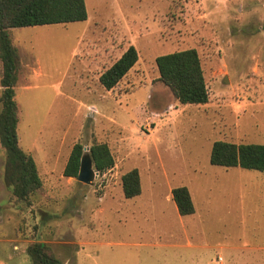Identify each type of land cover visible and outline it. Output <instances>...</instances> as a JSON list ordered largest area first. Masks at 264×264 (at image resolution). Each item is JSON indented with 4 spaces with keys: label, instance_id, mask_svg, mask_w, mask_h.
<instances>
[{
    "label": "rangeland",
    "instance_id": "1",
    "mask_svg": "<svg viewBox=\"0 0 264 264\" xmlns=\"http://www.w3.org/2000/svg\"><path fill=\"white\" fill-rule=\"evenodd\" d=\"M85 5V20L10 30L21 59L19 145L42 186L30 204L13 197L0 145V204H9L0 207V264H32L35 241L63 264H264V172L209 161L216 140L264 143V0ZM130 44L137 62L105 90L98 74ZM191 47L205 104L179 103L158 80L155 57ZM94 142L108 144L114 166L91 184L64 176L72 146L87 152ZM132 168L142 193L127 199L121 175ZM179 185L195 213L178 215L165 200Z\"/></svg>",
    "mask_w": 264,
    "mask_h": 264
},
{
    "label": "trees",
    "instance_id": "2",
    "mask_svg": "<svg viewBox=\"0 0 264 264\" xmlns=\"http://www.w3.org/2000/svg\"><path fill=\"white\" fill-rule=\"evenodd\" d=\"M87 19L85 0H0V61L2 87L0 102V145L4 149L2 179L13 197L30 204V198L42 186L33 156L19 145L17 132L18 107L15 86L21 69L17 46L11 37V28L43 24L68 23ZM138 60V51L130 44L121 55L98 76L105 90L113 89ZM155 65L158 80L182 104H205L209 100L201 60L193 47L157 55ZM81 143L72 146L63 169L64 176L75 177L83 154ZM88 153L98 173L114 166V157L106 142H94ZM209 161L212 165L241 167L264 172V143H235L216 140L212 143ZM121 188L125 198L141 193V178L137 168L121 175ZM180 215L195 212L189 189L184 185L171 190ZM32 264H63L51 247L35 241L27 247Z\"/></svg>",
    "mask_w": 264,
    "mask_h": 264
},
{
    "label": "water",
    "instance_id": "3",
    "mask_svg": "<svg viewBox=\"0 0 264 264\" xmlns=\"http://www.w3.org/2000/svg\"><path fill=\"white\" fill-rule=\"evenodd\" d=\"M225 81L226 80H224V82ZM96 173L97 170L94 167L93 161L88 151L84 152L80 158L78 173L75 176L76 180L86 184H91Z\"/></svg>",
    "mask_w": 264,
    "mask_h": 264
},
{
    "label": "crops",
    "instance_id": "4",
    "mask_svg": "<svg viewBox=\"0 0 264 264\" xmlns=\"http://www.w3.org/2000/svg\"><path fill=\"white\" fill-rule=\"evenodd\" d=\"M101 73V72H100ZM98 76H99V74H98ZM0 78H1V69H0ZM0 87H1V85H0ZM37 165V164H36ZM38 168V167H37ZM64 169V168H63ZM69 177H71V176H69ZM173 188V187H172ZM172 188H171V190H172ZM171 190H170V192H169V194H167L166 195V198H165V200L167 201V202H170L171 204H172V206L175 208L176 207V210H177V206H176V204H175V202H174V200H173V198H172V193H171ZM141 193H142V188H141ZM141 193L139 194V195H141ZM139 195H137V196H139ZM3 197V196H2ZM136 197V196H135ZM125 198V197H124ZM134 198V197H133ZM133 198H127V199H133ZM172 201H173V203H172ZM3 202H4V200H3ZM6 205V206H8L9 204H7V203H2V204H0V207L2 206H4V205ZM127 206L129 207V210H134L135 208L136 209H138L139 208V204L136 202V201H134V202H127ZM2 209V208H1ZM177 212H178V210H177ZM195 213V212H194ZM178 215H180L179 214V212H178ZM1 222H3L2 220H1ZM176 238V237H175ZM193 246H195V245H193ZM204 245H197V248H200V247H203Z\"/></svg>",
    "mask_w": 264,
    "mask_h": 264
},
{
    "label": "built area",
    "instance_id": "5",
    "mask_svg": "<svg viewBox=\"0 0 264 264\" xmlns=\"http://www.w3.org/2000/svg\"><path fill=\"white\" fill-rule=\"evenodd\" d=\"M96 174H98V172Z\"/></svg>",
    "mask_w": 264,
    "mask_h": 264
}]
</instances>
